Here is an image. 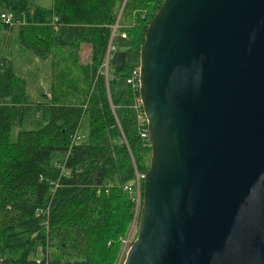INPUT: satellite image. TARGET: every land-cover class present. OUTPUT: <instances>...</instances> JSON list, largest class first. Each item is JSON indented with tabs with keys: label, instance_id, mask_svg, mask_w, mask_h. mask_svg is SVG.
<instances>
[{
	"label": "trees",
	"instance_id": "1",
	"mask_svg": "<svg viewBox=\"0 0 264 264\" xmlns=\"http://www.w3.org/2000/svg\"><path fill=\"white\" fill-rule=\"evenodd\" d=\"M161 2L52 0L42 7L30 0H0L17 21L20 45L41 59L53 57L50 96L36 104L11 65L0 69L4 264H32L39 257L50 264L117 262L139 216L134 217V204L122 186L133 179L134 168L145 173L151 152L132 106L138 93L126 80L139 64L145 28ZM117 19L118 34L110 40ZM82 45L90 52L81 64ZM37 113V127L19 130L12 139L13 127ZM84 119L86 140L71 144ZM49 202L47 218L37 216L36 209L44 211ZM49 248L59 255L54 258Z\"/></svg>",
	"mask_w": 264,
	"mask_h": 264
},
{
	"label": "water",
	"instance_id": "2",
	"mask_svg": "<svg viewBox=\"0 0 264 264\" xmlns=\"http://www.w3.org/2000/svg\"><path fill=\"white\" fill-rule=\"evenodd\" d=\"M138 66L151 152L122 264H264V0H162Z\"/></svg>",
	"mask_w": 264,
	"mask_h": 264
},
{
	"label": "rangeland",
	"instance_id": "3",
	"mask_svg": "<svg viewBox=\"0 0 264 264\" xmlns=\"http://www.w3.org/2000/svg\"><path fill=\"white\" fill-rule=\"evenodd\" d=\"M30 1L33 5L42 7H49L52 3V0ZM2 13H5L7 16H9V22H7L4 18L1 17ZM0 20V69L5 65H11L14 72L24 78L26 83V92L29 95L30 101L34 104L45 101L50 96L49 92L52 76L51 69L53 57L49 56L45 60L41 59L31 54L28 50H26L20 45L17 39V21L15 20V17L13 16L11 11L0 7ZM122 21H125L124 17L122 18ZM89 52L90 48L88 45L81 46L80 50L78 51V55L80 57L79 62L81 64L87 61L89 57ZM60 66H62V64H60ZM44 94L46 95V97L44 96ZM39 115L40 113L35 114L34 117L30 116V118L26 120L23 126L13 127L11 138L15 139L16 134L19 130L37 127L35 123L40 120ZM75 134L82 136V138L79 139V142H84L86 140L88 134V123L85 119L82 120ZM74 135L72 136L71 142L73 140ZM136 224L137 222L135 224H131L130 226V239L133 235L135 236ZM123 247L124 246L122 245L121 253L115 264H117L119 261L120 264H122L123 262L126 250L128 248L127 247L126 249H123ZM53 252L52 249H48V253H50V255L53 254L54 258L59 255L58 253ZM41 253V250L38 249V254L40 255Z\"/></svg>",
	"mask_w": 264,
	"mask_h": 264
},
{
	"label": "built area",
	"instance_id": "4",
	"mask_svg": "<svg viewBox=\"0 0 264 264\" xmlns=\"http://www.w3.org/2000/svg\"><path fill=\"white\" fill-rule=\"evenodd\" d=\"M1 17L4 18L7 22L10 21L9 16H7L5 13H2ZM11 20H12V17H11ZM118 27H119V24H118V19H117V21L111 26L110 40L112 39V37L115 34H118ZM119 34H120L121 38L126 37L125 32H121ZM108 49H111L110 43H109ZM106 64H107V59L104 63L105 68H106ZM126 82L130 85L132 92L137 91V93H138V95L134 98L132 106L136 110V115H135L136 124H137L138 130H139L140 136L142 138L148 140L147 120H146L144 113H143V110H142L141 101H140L139 92H138V90H139V66H137L135 69H133L131 71V74L127 78ZM81 138H82V136L75 134L71 144L79 142V139H81ZM144 176H145V173L138 172L134 168L133 179L127 183H124L122 186L123 190L130 197L131 201L134 204V206H133L134 207V217H137V215L139 214V210H140V206H141V201H142L141 181H143ZM56 187H57V182H54L51 189H50L51 194L54 193V190ZM49 204H50V202L47 204L44 211L40 208H37L36 209V215L37 216H45V218H47L48 213H49ZM135 221L136 220H134L132 224H135ZM129 236H130V232L127 234V236L123 240V246H124L123 249H126L127 247H129L131 241L134 238V235L132 236L131 239ZM0 264H4L2 258H0ZM32 264H50V262L48 261L47 257H44V258L35 259L34 263H32ZM117 264H120V261Z\"/></svg>",
	"mask_w": 264,
	"mask_h": 264
},
{
	"label": "bare ground",
	"instance_id": "5",
	"mask_svg": "<svg viewBox=\"0 0 264 264\" xmlns=\"http://www.w3.org/2000/svg\"><path fill=\"white\" fill-rule=\"evenodd\" d=\"M142 190V189H141ZM142 193V192H141Z\"/></svg>",
	"mask_w": 264,
	"mask_h": 264
}]
</instances>
